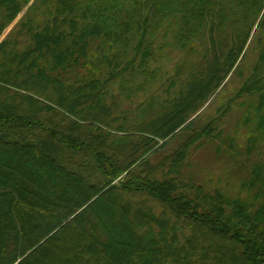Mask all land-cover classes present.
<instances>
[{
	"label": "trees",
	"instance_id": "obj_1",
	"mask_svg": "<svg viewBox=\"0 0 264 264\" xmlns=\"http://www.w3.org/2000/svg\"><path fill=\"white\" fill-rule=\"evenodd\" d=\"M31 1L0 0V37ZM32 23L26 50L0 42V264H264V189L250 203L183 178L212 125L150 160L229 76L245 75L253 42L259 59L237 97H257L247 119L264 138V0H60ZM166 47L184 53L170 108L137 132L111 128V82L144 91ZM87 64L94 76L64 81ZM254 172L249 186L264 183L261 163Z\"/></svg>",
	"mask_w": 264,
	"mask_h": 264
},
{
	"label": "rangeland",
	"instance_id": "obj_2",
	"mask_svg": "<svg viewBox=\"0 0 264 264\" xmlns=\"http://www.w3.org/2000/svg\"><path fill=\"white\" fill-rule=\"evenodd\" d=\"M34 1L36 0L25 6L6 28L0 42L4 39L11 40L16 43L15 48L18 51H24L31 46L32 35L23 22L31 18L34 29L37 24L43 25L46 19L57 13L60 3V0H48V3L44 4L42 0H37L34 6ZM121 16L125 17L122 14ZM160 38H163L162 34ZM261 48L256 42L250 45L249 52L242 62L245 75L229 76L218 92L187 122L189 124L192 121L190 127L184 128V124L176 131V135L172 134L167 139L160 140L159 145L165 144L151 154L150 160L153 164L163 163L167 156L174 154L192 135L202 132L210 124L214 127L213 132L202 136L192 147L181 169L183 178L203 185L208 190H221L234 199L250 203L257 201L255 195L264 189L263 180L252 186H249L248 182L251 183L253 180L254 168L259 163L263 165L264 177V138L258 136L257 121L247 119L251 109L250 102L253 100L255 103L257 97L248 98L247 95L237 97V94L243 87L245 76L248 77L254 70ZM183 54L176 48L162 49L158 61L152 63V67L158 69L157 77L144 91L127 96L119 88L121 80H117L118 83L111 82L106 100L110 111L108 120L111 128L137 132L170 108V100L180 86H172L169 76L173 72V67L182 62ZM90 65H80L75 69L61 72L64 81L73 84L77 83L76 79L82 81L91 78L96 70L90 68ZM100 77L106 78L102 73ZM37 94L38 98L58 107L48 94L39 92ZM254 134L258 137H254ZM169 170L170 165H165L164 171L159 173L158 177L170 174ZM261 200L263 199L257 202L260 203Z\"/></svg>",
	"mask_w": 264,
	"mask_h": 264
}]
</instances>
